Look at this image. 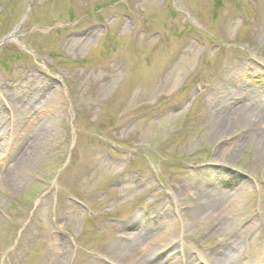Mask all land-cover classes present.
Returning a JSON list of instances; mask_svg holds the SVG:
<instances>
[{"label": "rangeland", "instance_id": "1", "mask_svg": "<svg viewBox=\"0 0 264 264\" xmlns=\"http://www.w3.org/2000/svg\"><path fill=\"white\" fill-rule=\"evenodd\" d=\"M8 37L0 264H117L118 228L160 205L177 220L178 264H203L199 252L221 238L182 212L193 186L221 177L239 196L227 228L256 226L227 264L247 262L250 242L255 256L264 158L251 128L217 125L229 84L264 90V0H0V42ZM14 155L17 172L4 181Z\"/></svg>", "mask_w": 264, "mask_h": 264}, {"label": "bare ground", "instance_id": "2", "mask_svg": "<svg viewBox=\"0 0 264 264\" xmlns=\"http://www.w3.org/2000/svg\"><path fill=\"white\" fill-rule=\"evenodd\" d=\"M258 82L264 81L258 79ZM141 92L143 95L144 89ZM243 93L244 95H240ZM263 95L264 90L260 87L250 86L244 82H238L235 85L229 84L226 87V92H222L221 95V100L229 103V107H227L229 112L220 119L217 131L232 130L242 125L251 128L255 132L256 142L261 148L260 155L264 158ZM134 98L136 99L138 96ZM32 99L34 101L36 98ZM42 107L44 109L43 104ZM42 107L40 105L41 109ZM9 134V125L0 116V157L8 146ZM20 136L27 146H31V143L36 139L34 136L31 139V132H27V130ZM14 156L12 163L6 169V176L2 177L4 181H7L10 176L14 177L17 172L19 160L18 155ZM223 180L221 177V182ZM221 182L214 187L193 186L194 205L187 212H182L194 217L192 222L194 226L206 224L204 233L207 236H219L221 238L216 249L210 252H199L197 261L203 264H227L234 260L238 254L243 256V245L256 227L252 223L248 226L238 225L234 230L227 228L229 221L238 216L239 196L236 192L227 191V183H224V186ZM262 197L261 206L264 209V194ZM141 214L142 218L148 219L143 222H128L116 231L109 251L117 260V264H178L179 259L176 254L179 243L177 244V238H173L177 228L176 217L169 214L165 206L162 205ZM254 246L253 242L249 243L250 256L247 257V262L244 264H264V241L259 242L258 251L256 252L255 249L256 254L252 256ZM165 251L164 259L156 262L154 259L158 254ZM171 260L176 261L169 263ZM62 263V259L55 257L50 260V264ZM186 264H192L191 259Z\"/></svg>", "mask_w": 264, "mask_h": 264}, {"label": "water", "instance_id": "3", "mask_svg": "<svg viewBox=\"0 0 264 264\" xmlns=\"http://www.w3.org/2000/svg\"><path fill=\"white\" fill-rule=\"evenodd\" d=\"M10 39H11L10 37L3 39V40L0 42V47L3 46L6 42H8Z\"/></svg>", "mask_w": 264, "mask_h": 264}]
</instances>
